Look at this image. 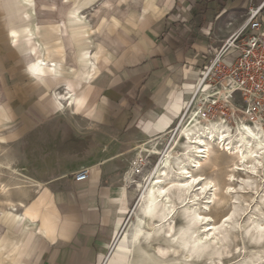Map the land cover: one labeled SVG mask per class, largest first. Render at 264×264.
<instances>
[{
	"label": "crops",
	"instance_id": "0c3cea01",
	"mask_svg": "<svg viewBox=\"0 0 264 264\" xmlns=\"http://www.w3.org/2000/svg\"><path fill=\"white\" fill-rule=\"evenodd\" d=\"M97 1L62 0L69 41L48 1L0 0V264L18 252L15 264H126L133 142L168 131L216 46L208 34L227 37L262 0H115L121 12L109 3L89 28L67 17L97 16Z\"/></svg>",
	"mask_w": 264,
	"mask_h": 264
},
{
	"label": "bare ground",
	"instance_id": "6f19581e",
	"mask_svg": "<svg viewBox=\"0 0 264 264\" xmlns=\"http://www.w3.org/2000/svg\"><path fill=\"white\" fill-rule=\"evenodd\" d=\"M128 1L123 0L126 3ZM30 2L34 5V0ZM106 5H109L108 0L103 1L101 7L104 8ZM67 17L87 19V16L83 14L68 13ZM62 26L70 41L71 29L65 21L62 22ZM89 27L92 25L87 21L83 28ZM39 64L45 66L48 62L41 61ZM51 64L55 66V63ZM174 132L172 140L163 151H160L158 147L160 141L151 142V140L145 145L136 147L135 151L139 154L161 155L155 167L148 173H140L142 178L146 176L145 182L136 179L131 167L127 170L126 179L131 193L133 196L139 193V202L136 206L135 219L130 223L131 229L126 233L128 239L123 240L128 243V246L123 248L126 263L196 264L200 259L220 260L221 252L217 246L218 242L214 243V241H224V253L229 252L226 244L230 240L227 236L228 231L222 232L220 228L223 227L217 226L226 215L222 216L218 222L212 220L203 225L197 224L195 219L197 215H211L212 203L217 196L223 201L234 200L233 192L229 193L227 189H234L235 185H239L240 192L250 193V201L244 202L240 208L232 205L227 216L236 215L231 220L232 227L240 226L239 220L245 217L247 225L244 227L242 237L258 249L241 256L242 259L237 264H264V241L261 240L262 234L259 232L262 226L260 220L264 219V121H249L241 116L230 124L224 116L204 117L197 106L178 123ZM249 132L252 135H249ZM221 136L226 138L225 141L219 139ZM198 144H202L205 150L203 158L195 157L199 168L195 170L181 168L180 164L186 159H192L193 154L200 150L197 147ZM219 152L226 154L231 163H227L230 170L225 175L228 182L220 190L221 193L217 194L216 180L205 172V167L212 169L221 163L224 157L221 158ZM252 153L258 155L253 157ZM184 170L194 171L195 174L204 176L205 183L211 182L214 185L212 195L208 197V203H202L203 210L200 212H193L192 207L185 203L190 196L178 187L168 192L166 197L159 195L164 188H169L172 184L178 185L183 177L174 176L172 173H180ZM236 172L240 173L241 178L234 184ZM229 177L233 179L230 180ZM161 184L163 187L160 186ZM0 190L6 192L5 185H2ZM199 194L197 189L195 195ZM178 216L180 221L176 223ZM225 224L230 225V222H225L223 219L222 225ZM206 231L207 236H205ZM169 233L172 235L170 236ZM240 248L245 249V246L241 244ZM161 253L166 254L161 255Z\"/></svg>",
	"mask_w": 264,
	"mask_h": 264
},
{
	"label": "built area",
	"instance_id": "2783aa9c",
	"mask_svg": "<svg viewBox=\"0 0 264 264\" xmlns=\"http://www.w3.org/2000/svg\"><path fill=\"white\" fill-rule=\"evenodd\" d=\"M263 11L264 0L257 5L248 4L244 21L227 37L216 39L214 34H208V39L216 46H210L211 53L204 57L191 98L176 126L197 106L206 118L224 116L227 119V115L233 113L234 118L242 116L249 121H264ZM129 159L134 174L142 173L145 158L135 155ZM89 177L88 167L73 174L75 182Z\"/></svg>",
	"mask_w": 264,
	"mask_h": 264
},
{
	"label": "rangeland",
	"instance_id": "374dc122",
	"mask_svg": "<svg viewBox=\"0 0 264 264\" xmlns=\"http://www.w3.org/2000/svg\"><path fill=\"white\" fill-rule=\"evenodd\" d=\"M45 1H48V6H49L48 8L52 9V11H50V13L52 14V19H53L51 22H53L54 24H60V27H61L60 31L55 33V34L59 38H62V36L64 34L63 26H62V22H61L62 19H63V16L61 15L62 0H45ZM103 1L104 0H98L97 4L102 3ZM114 1L115 0H108V2L113 7L112 8V10H113L112 14L116 15L117 13H120L121 11H120V8H117V6L115 5ZM129 3H131V4L128 6V8H132V7L134 8L136 6L137 7L139 6L138 0H133V1L130 0ZM97 8H98L97 16H95V14H93V15L89 14V16L87 17L89 22H90V24L92 25V27H95L94 24H96V22L98 20L100 21L101 16H103L107 12V9L101 7V5H99ZM104 24H105V21H104ZM101 27L103 28L104 26H101ZM100 29H101L100 27L92 28V30H94V32H97V33L100 32ZM225 111H227V113H229L228 110H225ZM239 117H241V116H239ZM235 119L236 118H234L233 113H229L227 115V120H228V122L230 124L234 123ZM176 122H174L172 124V126L168 129V131H166L164 134H162V136L160 138L156 137V138H153V139H150V140H146V141L145 140H135L133 142V144H132V146L134 148V149L132 148L133 149V151H131L132 154L129 153V155L126 157L128 159V161H129L128 169L130 167V159L129 158L133 157L135 155H141L146 160V166L143 169L142 173H148L149 170H151L153 167H155L157 165V163L159 162V159L161 158V155H151L149 153H141V154H139V153H137L135 151V149H136L137 146L145 145V144H147V142H150L152 140L151 142L160 141L161 143L158 146L160 151L165 150V148H167L168 144L170 143V141L172 140V138L174 136ZM219 153H220L219 155H220L221 158L224 157V158H222L221 163L218 166H216V167H214L212 169H209L208 167H205V172L209 176L215 178V180H216V183H217L216 193L217 194L221 193L220 190L228 182L226 180L225 175L229 172L230 169H229L228 165L231 163V162L229 163V160H228L229 158L226 157V154H223L222 152H219ZM123 158H125V157H123ZM223 159H225V160H223ZM227 163H229V164H227ZM239 174L240 173H238V172L235 173L234 184H236V181H238V180L240 181L241 177H240ZM135 177H136V179H141V180H143V182H145L146 176L144 178H142L140 174H137V175H135ZM237 186L236 185L234 186V189H236V190H234L233 193H232L234 198H235V199L233 198L234 200L230 199L229 201H223V200H219L218 196L214 198L215 200H214V203H212V207H211V216L213 217L212 220L214 222H218L221 219V217L224 216V215L227 216V213L229 212V210L232 207V205H236L237 207L240 208V207L243 206L244 202L248 203L250 201V196H249L250 193H242V192H240L241 189L239 188V185H237ZM8 199H10V198L8 197ZM138 200H139V193H136V195L133 196V199H132V204H131V209H130V212H129L128 220H127L126 224L122 228V232L121 233H123V235L125 233H127L131 229V227H130L131 224L130 223H132V221H134V219H135L136 206H137V204L139 202ZM251 204H253V203H251ZM178 211H180V209H178ZM235 216L236 215H234L233 217H235ZM223 219H224V217L217 224V226L219 225V227H223V228H220V230L222 232L224 230L228 231L227 236L230 237V240L226 244H227V250L229 252L224 253V247H223L224 241H218V240L214 241V243L218 242L217 246L219 247L220 252H221L220 255H219L220 260L215 259V258H213L212 260H204V259L201 260L200 259V260H198V262L196 264H220V262H221V264H237L238 262L241 261V259H242L241 256H244V255L250 253L251 251H254V250L258 249V248H255L251 243H249L246 238L242 237V232L244 230V227L247 225V221H246L244 216L241 217V219L239 220L240 226H238V227H232V221H229L230 225L225 224L223 226L222 225ZM175 221H176V223H179L180 217L178 216ZM14 226L15 225L13 223L11 229H13ZM24 227H26V226H24L23 223L19 222L18 225L14 228L15 233L20 232ZM238 230H241V231H238ZM3 234H4V232L0 231V236H2ZM239 236H241L242 238L239 237ZM126 239H128V237H126ZM11 240H13V239H11ZM12 243H13V241L9 240V242L7 244H4L2 253L9 254V252H11V250H12V246H13ZM214 243H213V245H214ZM241 244L243 246H245V249L240 248ZM236 246H237V248H235ZM229 254H230V256H229ZM239 254H241V255H239ZM19 256H20V253L18 252L14 256V259L12 261L8 257H5L4 258V264H15L16 261L18 260Z\"/></svg>",
	"mask_w": 264,
	"mask_h": 264
},
{
	"label": "snow or ice",
	"instance_id": "6c2138e0",
	"mask_svg": "<svg viewBox=\"0 0 264 264\" xmlns=\"http://www.w3.org/2000/svg\"><path fill=\"white\" fill-rule=\"evenodd\" d=\"M121 2H123V0H121ZM106 6H110V5H106ZM13 35H15V33H13ZM35 75V73H34ZM67 99V98H66ZM81 104L83 102H80ZM249 135H252L251 132L248 133ZM254 139H256L255 137H253ZM203 139V138H202ZM219 139L221 141H225V137L221 136L219 137ZM197 147L200 148L199 151L195 152L193 154V158L192 159H186L184 163L180 164L179 166L181 168H192L193 170L199 168V164L196 162L195 157H200L203 158V156L205 155V150L203 149L202 144H198ZM253 157H255L256 155H258L257 153H252ZM252 171H255V169H252ZM172 175H179L181 177H183V180L177 185V184H172L169 188H164L163 191H161L159 193V195L161 197H166L167 193L170 192L171 190L175 189V188H180L181 190H183L184 192L188 193L190 198L185 200L186 204H189L192 207L193 212H200L202 211V203H208V197L212 195V190L214 185L209 182V183H205V178L202 175H197L195 174V172H190L187 170H184L180 173H172ZM229 179H233V177H229ZM161 187H163V184L160 185ZM197 189L199 190V195H195ZM227 191L229 193H232L234 191V189L229 188L227 189ZM213 219V217L211 215H197L195 222L197 224L203 225L206 223L211 222ZM233 219V216L228 215L224 217V221L228 222L231 221ZM261 223V227L259 229V232L262 234L261 235V240L264 241V219L260 220ZM169 235L171 236L172 233H169ZM208 233L207 231L205 232V236H207ZM238 251V250H237ZM166 253H161V255H165ZM230 255V254H229Z\"/></svg>",
	"mask_w": 264,
	"mask_h": 264
}]
</instances>
